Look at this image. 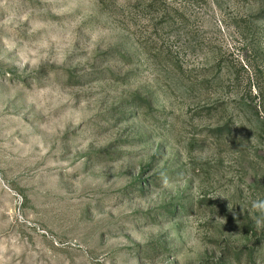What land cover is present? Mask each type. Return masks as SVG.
Masks as SVG:
<instances>
[{"label": "rangeland", "instance_id": "374dc122", "mask_svg": "<svg viewBox=\"0 0 264 264\" xmlns=\"http://www.w3.org/2000/svg\"><path fill=\"white\" fill-rule=\"evenodd\" d=\"M264 0H0V264H264Z\"/></svg>", "mask_w": 264, "mask_h": 264}, {"label": "clouds", "instance_id": "9594fccd", "mask_svg": "<svg viewBox=\"0 0 264 264\" xmlns=\"http://www.w3.org/2000/svg\"><path fill=\"white\" fill-rule=\"evenodd\" d=\"M252 207L262 214V217L256 220V227L258 229L264 227V201L253 202Z\"/></svg>", "mask_w": 264, "mask_h": 264}]
</instances>
